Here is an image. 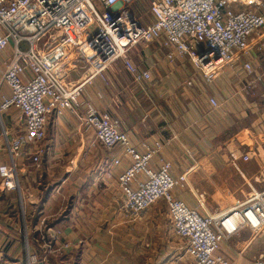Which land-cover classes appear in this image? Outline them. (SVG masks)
<instances>
[{"label": "crops", "instance_id": "obj_1", "mask_svg": "<svg viewBox=\"0 0 264 264\" xmlns=\"http://www.w3.org/2000/svg\"><path fill=\"white\" fill-rule=\"evenodd\" d=\"M151 43L130 53L149 80L136 83L122 60L104 78L89 79L78 114L51 115L41 162L35 165L30 154L17 159L19 189L6 190L0 177V264H29L30 254L39 264H194L163 199L136 220L124 210L118 177L130 159L121 146L106 150L85 130L79 114L89 106L118 117L140 152L159 143L152 168L169 161L174 177L185 174V187L173 194L202 215L225 213L264 193V56L253 59L252 73L223 65L207 82L188 58L168 59V42ZM12 53L11 45L0 51V102L11 93L3 75ZM62 58L61 73L72 85L88 79L76 47ZM19 114L16 107L0 111V164L10 162L3 127L18 131ZM218 253L229 264L264 259V227L242 226Z\"/></svg>", "mask_w": 264, "mask_h": 264}, {"label": "built area", "instance_id": "obj_2", "mask_svg": "<svg viewBox=\"0 0 264 264\" xmlns=\"http://www.w3.org/2000/svg\"><path fill=\"white\" fill-rule=\"evenodd\" d=\"M135 1L0 0V51L14 41L3 75L11 93L3 96L0 111L18 108L21 126L14 133L4 127L2 131L10 155V162L0 164L6 190L19 189L18 158L30 154L35 165L41 162L51 115L78 114L86 81L104 78L119 60L136 83L151 78L131 58L133 47L164 40L173 47L167 54L170 61L176 56L188 58L207 82L223 65L241 64L247 73L254 72L253 59L264 52V0H149L148 19L131 9ZM73 31L83 32V38L74 42L78 37ZM72 45L90 70L88 79L75 85L60 69L65 53L59 49ZM211 103L218 105L214 98ZM79 115L85 130L92 131L106 150L121 146L122 155L130 159L118 177L124 210L136 220L163 199L173 230L194 264H229L218 253L221 241L245 225L264 227V193L225 213L202 215L173 194L175 188L185 187V174L174 177L169 161L152 168L159 143L156 149L140 152L118 117L91 106ZM243 158L250 159L249 155ZM114 163L120 164L121 159ZM40 226H45L44 220ZM39 261L30 254L29 264ZM254 264H264V259Z\"/></svg>", "mask_w": 264, "mask_h": 264}, {"label": "rangeland", "instance_id": "obj_3", "mask_svg": "<svg viewBox=\"0 0 264 264\" xmlns=\"http://www.w3.org/2000/svg\"><path fill=\"white\" fill-rule=\"evenodd\" d=\"M131 9L133 10V11H136L138 14H141L142 16H144L145 18H150V14H149V0H136L135 1V3L131 6ZM73 33L75 34V35H77V36H75V37H78V38H76L75 39V41L74 42H77V40H80V39H82L83 38V36H84V34H83V32H78V31H73ZM151 44H153V43H149V44H140V45H138V46H140V48L141 47H144V46H149V45H151ZM9 45H11V46H13V48H14V41H11L10 42V44ZM25 46H27L26 44H25ZM72 48H75V45H72L71 47L70 46H67L66 48H64V49H59V51L60 52H64V53H68ZM131 53V52H130ZM257 55H258V57H259V59H260V57L262 58L263 56H264V52L263 53H261V52H257ZM131 56V55H130ZM1 103V102H0ZM27 226H29L28 224H27ZM28 231V230H27ZM183 248H184V246H183ZM185 249V248H184Z\"/></svg>", "mask_w": 264, "mask_h": 264}]
</instances>
